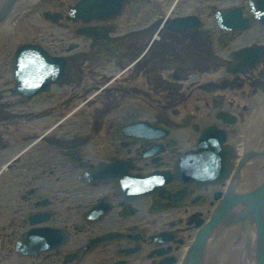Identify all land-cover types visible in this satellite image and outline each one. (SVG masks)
<instances>
[{"label":"flooded vegetation","instance_id":"1","mask_svg":"<svg viewBox=\"0 0 264 264\" xmlns=\"http://www.w3.org/2000/svg\"><path fill=\"white\" fill-rule=\"evenodd\" d=\"M83 1L33 0L31 4L19 10L15 17L10 18L8 25L0 26V80L4 78L5 83V87L0 89V119L1 116H6L3 119H7L9 124L16 128L18 123L22 122L20 117H34L30 121H35L32 123L35 124L34 130L26 133L20 142L15 141L16 145L12 144L11 140L0 138V179L7 180L9 176L7 173L2 175L5 168L9 169V173L22 170L24 174H19L18 177L23 176V179H39L38 175L43 174V169L30 170L35 165L27 163L38 155L43 157L50 154L51 171L58 173L55 180L42 182L41 178L30 187L27 184L28 189L22 195L18 189L25 185V181L9 186L18 191H9L8 194L14 193L13 196L18 197V192L19 197L26 196V199L21 200L22 203L18 207L20 212L13 210L16 215L3 214V211L6 213L14 207L10 201L0 204V264H7V258L9 264H182L195 239L197 224L210 216L216 197L223 188L213 184L198 187L196 183L186 184L176 178L165 186L167 193H146L130 196L128 200L125 198V192L120 191L122 185L118 181L104 179L93 183L81 179L87 169L84 168L85 164L96 166L101 161L128 160L132 163L128 170L133 175L148 174L159 169L172 171L179 156L196 149L202 132L210 126L222 125L221 128L233 132L231 139L235 140L237 131H243V125L240 124L242 122L235 126H225L226 122L219 116L223 112H234L243 104L249 106L246 102H237L235 97L230 98L231 94L228 93H234V90L217 92L198 88V85L203 83L191 79L196 72L182 66L171 71L173 60L165 59L162 52L158 56L150 53L154 57L149 58L153 61L150 63L146 62L147 60L137 61V57L153 43L156 45L153 47L154 51L159 45H172L174 49L181 50V56L189 54V47L194 46L183 44L181 40L184 35L192 32L186 30L179 36L171 28L176 26L177 18L184 17L185 27L194 26L189 30H194V33L203 30L204 39L212 38L208 46V61L214 59V56L222 61L230 60V54L234 51L245 47L264 46V22L254 20L244 29L222 27L218 20L222 9L230 12L242 8L244 18H252L250 0H170L169 3L157 0H128V3L120 5L115 12L109 11L110 17L107 19V13L98 14L93 18L85 15V11H78L77 7ZM32 18L39 23L43 22V18L53 25L50 36L57 43L60 40L63 44L57 45L58 48L53 47L41 37L31 35L35 29L39 30L30 20ZM26 19L27 21L23 22ZM16 27L19 32L26 34L20 36L13 32L16 36H9ZM91 27L105 29V35L103 33V37L97 38L86 33ZM66 42L68 44L65 45ZM22 43L40 46L51 58L64 60V63L60 61L62 68L59 74L62 77L51 80L48 89L34 96L18 94L15 91L17 80L11 70V60L15 46ZM3 63H6L7 69L3 67ZM98 64L100 67L113 64L116 70L102 75L106 71L100 70ZM95 65L97 72L89 69ZM223 66L228 68L225 64L214 65L212 70L208 67L206 75H228ZM85 70V77L90 74L95 76L81 90L63 98L60 106L66 110L57 114L50 126L48 124L51 121L43 125L38 124L42 117L49 115L46 110L51 109L46 105L38 106L42 107L40 110L36 107L38 101L41 104V97L50 94L46 91L53 90L55 85L64 88L68 84L82 85ZM141 71L145 74L157 71L160 74L157 77L166 76L172 79L162 81L167 83V89H170L164 95L166 100L163 99V104L159 105L166 107L169 115L163 116L162 110L156 106V112L159 114L155 113L154 118L147 114L138 115L140 117L135 120L128 119L117 126L114 119H104L98 113L92 128L98 131L83 130L82 133L81 129L85 124L80 120L75 122L81 113L78 112L74 117V111L95 105L99 97L112 96V91H120L117 93L122 94V91L129 90L122 81L126 78H137L136 73ZM263 73L264 56L256 66L250 84L248 82L250 87L244 94L235 93L241 97L257 95L255 100L250 102L255 109L264 103V89L254 84L256 80L264 81ZM100 76L102 80L99 82L96 79ZM144 76L149 83H153V78ZM246 79L243 76L242 84ZM102 81L106 83L103 84ZM192 84H195L194 88L187 92L186 88ZM182 88L184 90H181ZM196 91L209 95L197 97L196 103H191L192 94ZM68 102L72 104L68 105ZM187 103H191L190 106ZM182 104L189 107L182 108ZM143 108L145 109L144 106L141 107ZM185 111L187 114L181 118ZM64 114L70 115L65 121L62 120ZM145 122L171 132L170 137L156 139L160 140L158 143L163 149L154 152L150 157L144 152L154 144L152 137L137 136L128 129L133 124ZM100 123L101 125L97 126ZM65 126H69L66 129L71 130V134H61ZM76 127L79 128L80 134L73 132ZM115 131H118V137ZM95 132L102 133L103 142L106 144L92 142ZM113 134L116 135L117 143H114ZM71 142L74 146L67 149ZM235 142L236 146L242 145V141ZM69 150H72L71 154ZM239 154L240 149L237 148V158ZM3 182H0V193L5 183ZM12 182H9V185ZM183 191L181 197H176V194ZM19 197L15 202H20ZM103 201L109 207H96ZM90 211L93 213L89 214ZM42 213L48 214L47 219H38ZM4 215L6 217H2ZM46 227L63 231L65 241L58 248H27V253L20 251L25 247L17 248V241L27 231ZM110 234L115 235L108 236Z\"/></svg>","mask_w":264,"mask_h":264},{"label":"bare ground","instance_id":"2","mask_svg":"<svg viewBox=\"0 0 264 264\" xmlns=\"http://www.w3.org/2000/svg\"><path fill=\"white\" fill-rule=\"evenodd\" d=\"M32 1L33 0H13L3 17L0 18V26L8 25L10 18H13V16L15 17L19 10L24 9L27 5L31 4ZM126 3H128V0H84L82 4L77 7V10L81 12L85 11V15L93 18L98 14L107 13L105 16L107 19L110 17L109 11L115 12L120 5L123 6ZM250 6L252 8L253 17L248 19L244 18L242 8L230 12H225V10L222 9V13L218 18L222 27L228 29L241 27L244 29L252 24L254 20H258L260 23L264 22V0H250ZM176 23V26L171 28L172 31L177 32L179 36H182V33L186 30L194 33V30H189L194 26L185 27L184 17L177 18ZM105 31V29L99 30L98 28L91 27L86 33L100 38L103 37ZM192 33L184 35L181 40L183 44L194 46L193 48L191 46L189 47V54H186V56H181V50L178 51L174 49L175 47L172 45L167 47L159 45L154 51L153 47L156 45L153 43L146 50L142 51V54L137 57V61L147 60L146 62L148 63L153 62L149 60V58H154L150 53H154V56H158L160 52H162L165 54V59L170 58L173 60V65L170 66L171 71H173V69H178L179 66L195 71L196 74L191 77L192 81L203 83V85L199 83L200 85H198V88L205 90L211 89L217 92L234 90V94L238 92L244 94L247 88L250 87L249 84L253 79L256 66L264 56V46L245 47L239 51H234L230 54V60L222 61L221 58L214 56V59L208 61V46L212 38L204 39L205 31L203 30H200L198 33L195 32L196 34ZM201 35H203V37H201ZM202 39L204 40L202 41ZM13 52L11 70L13 75L16 76L17 84L15 86V91L18 94L34 96L48 89L50 80L62 77V75L59 74V70L62 68L60 67V61L64 63V60L60 58L59 61L58 59L51 58L40 46L22 43L16 45ZM42 54L45 57H43ZM222 64L228 66V68L223 66V69H227L226 72L228 75L222 74V77L210 76L212 78L207 79L208 76H206V73H208V67L212 70L214 69V65ZM22 71H25L23 75H21ZM122 74H124L123 71ZM262 75L264 76V73ZM243 76L247 78L244 84H242ZM167 80L169 81V78H167ZM254 84L264 89V81L256 80ZM194 86L195 84L188 86L186 88L187 92L193 89ZM164 88L166 89V87ZM168 89H170V87H168ZM249 111V106H244L243 104L240 109L234 112L230 111L228 113L223 112L219 114L220 118L226 122L225 126H235V124L242 122L240 124L243 125V131L234 132L236 133L234 139L242 141V145L236 146L235 140L231 139L233 132L221 128L222 125L210 126L202 132L196 149L186 151L179 156L180 158L177 159L172 167V171L169 169H159L148 174L133 175L129 173L128 168L132 166V163L128 160L117 162L101 161L96 166L86 163L84 168L87 169L81 179L93 183L101 182L104 179L118 181L122 185L120 191L125 192V198L128 200H130V196H140L146 193H167L165 186L169 181L176 178L180 179L182 183H196L198 187H203L207 184L220 185L223 191L220 192L218 196L216 195L215 207L207 220H203L197 224L195 239L188 248L186 256L182 261V264H184L202 228L212 220L239 167L248 158L264 156V103L258 105L251 116H248ZM186 114L187 111L180 117L184 118ZM67 117H70V115L64 114L62 120L65 121ZM128 129H131L134 135L152 137L151 139L154 140V144L144 152V154H148V157L152 156L154 152L163 149V146L158 143L160 140L157 141L156 139L170 137L171 133L162 128L150 126L147 122L133 124L128 127ZM73 146L74 143L71 142L66 148L70 149ZM241 146H243V148ZM237 148L240 149L238 158ZM69 153L71 154L72 150H69ZM182 193H184V191L176 194V197H181ZM100 206L105 207L108 206V204L103 201L96 207ZM92 213V211L89 212V214ZM47 216L48 214L42 213L38 219L45 220ZM32 219H36V217ZM113 235L115 234H110L108 236ZM64 241V234L60 229L49 227L33 228L27 231L22 238L17 241V248L20 249V246L25 247L20 249L22 253H27V248L34 250L45 248L55 249L63 244ZM37 253L38 251L33 254L35 255Z\"/></svg>","mask_w":264,"mask_h":264},{"label":"rangeland","instance_id":"3","mask_svg":"<svg viewBox=\"0 0 264 264\" xmlns=\"http://www.w3.org/2000/svg\"><path fill=\"white\" fill-rule=\"evenodd\" d=\"M157 1H161L163 3L164 2L169 3L170 0H157ZM205 17H207V16H205ZM56 19H58V18H56ZM30 20L33 23H35L37 27H39V30L35 29V32H33L31 35L34 34V35L41 37L43 40H46L48 45H53V47H57V45L63 44L62 41H60V40L57 43L50 36L49 33L52 31L53 25H51L50 23H47L46 20H44L43 18L41 19V20H43V22H41V23H39V21L34 19V18H32ZM26 21H27V19L24 20L23 22H26ZM13 32L18 33L20 36H22V34L23 35L26 34V32L25 33L19 32L17 30V27L11 32L10 35L8 33H6V34H8L9 36H16V34H14ZM66 44H68V42H66L65 45ZM79 44L81 45L80 41H79ZM5 64L6 63H3V67L5 69H7ZM99 64L97 66H99L100 70L106 71L102 75H105L107 73L110 74L116 70L115 66L113 64L108 65V66L102 65L103 67L102 66L100 67L101 64L100 65ZM97 66L95 65L94 67L89 68V69H92L93 71L97 72ZM86 70L84 71L83 77H85ZM133 74H135V73H133ZM144 75H148L151 78H153V81H152L153 83H149L147 81V77H145ZM157 75H160L157 71H149L146 74L142 73V71L137 72L136 76H135L137 78L132 79V80H127V78H126L124 81H122L124 83V86H126L127 88H130L129 90L122 91L123 92L122 94L117 93L120 91H117V92L112 91V94H113L112 96H109L107 98L106 97L105 98L99 97L98 102L95 105L87 107V108H81L79 110L76 109L74 111V113L72 114V116L75 117V115L78 112H80L81 114L79 115V118H77L75 120V122L80 120L82 123L85 124L84 128L81 129V132L83 130H86L84 132H93V131L97 132L98 131L96 129L92 130L94 119L98 115V113H99L100 117H102L104 119L106 117L111 118L112 120L114 119L117 126L120 123L127 121L128 119H130L129 121L135 120L136 118L140 117L138 115L147 114V116L154 118L155 113H156V115L159 114L158 112H156L157 111L156 106L159 107L160 110H162L163 116H165V117L168 116L169 110L166 107L159 106V105H162L163 102L166 100V98H164V95L167 94L166 89H167L168 85H167V83L162 82V81L167 79V77L166 76L157 77ZM94 76H95V74H90L87 77H85V80H84L82 85L68 84L65 86V88L63 86L55 85L53 90L46 91V92H50V94L48 93L47 97L46 96L43 98L41 97V99H40L41 104L38 101V105H36V107H38V106L44 107L46 105V106H49V108H51V109H47L46 112L49 113V115H47L45 118L42 117L41 120H39V122H37V123L43 125V124L49 123L51 121L48 124L50 126L55 121V117L57 116V114H60L66 110V109H62L60 106L61 103H63L62 101H64L63 98L67 97L68 95H70L73 92L81 90V88L84 87L87 82L91 81ZM109 76H111V75H109ZM206 76H208L207 79H209V78H212L210 76H215V75L211 74V75H206ZM101 77L102 76H100L96 80L100 82L102 80ZM169 80L172 81V79H169ZM102 82H103V84L106 83L104 81H102ZM4 84H5L4 78H2L0 80V89L2 87H5ZM107 84H110V83H107ZM112 84H114V83H112ZM120 85H122V83H120ZM164 87H166V89ZM181 90H184V88H182ZM181 92H183V91H181ZM228 94H231L230 98L235 97V99L234 98L233 99L236 100L237 102L241 101L243 103L244 102L248 103L249 109H250L248 116L252 115L255 108L252 107V104L250 102H251V100L254 101L255 97L257 95H249V96H245V97L242 96L241 97L238 94H234L233 92L228 93ZM192 95H193L192 99H190L191 103H196L197 97H203V96L206 97L207 95H209V93H205L203 91H196ZM163 99H164V101H163ZM191 103H187V104L190 106ZM64 104H66V103L64 102ZM70 104H72V103L68 102V105H70ZM142 106L145 107L147 112H145L144 108L141 109ZM42 107H38L37 110H40ZM181 107L182 108H188V107H184L183 104L181 105ZM54 108H56L57 110H55ZM237 108H239V107H237ZM135 114L137 116H135ZM1 118L2 119H0V138L4 137L7 140H11L12 144H14L15 141L20 142L21 138H23V136H25L26 133L30 132V130H31V132L34 130L35 124H32V123L35 121H30V119L33 120L34 117L29 118V119H26L25 117H20L22 122H19L18 125L16 124L18 128H16V126H13V124H11V123L9 124L7 119H3V118H6V116H1ZM99 125H101V123L98 124L97 126H99ZM78 126H82V125L78 124ZM67 127H69V126H65L63 131L61 130V134H69V133L71 134L72 133L71 130L68 131L66 129ZM73 132L80 134V130L77 127L73 130ZM84 132H82V133H84ZM115 133L118 137L119 136L118 131H115ZM101 134L102 133H100V132L94 134L92 137V142L93 143L95 142L96 144H100V143L106 144V142H103ZM116 135L113 134L114 143H117ZM14 145H16V144H14ZM50 158H51V156L49 154L48 156H43V157H40V155H38L37 157H34L31 160H28L27 163L35 165V167L31 168L30 170H37L38 168H39V170L43 169V174L41 173L42 174V176H41V174L39 173L38 176H40V177H39V179L37 178L38 180L31 178V177H25V179H23V176L18 177L19 174H24L22 170L12 171L11 173H9V169H7V168L2 170V175L7 173V174H9V176H8L7 180L2 179V178L0 179V182H1V180L5 182V183L3 182L4 185H3L2 191L0 193V204L1 203L5 204V203H8V201H10L12 203V205L14 206L13 208H11L6 213H5V211H3V214L16 215L17 213L13 210H17V212H20V208H18V207H20V204L22 203L21 200L26 199V196H22V198H21V195L23 194L24 191H26L28 189V188H26L27 184H28V187H30L34 183L36 184L37 181H39L41 178H42V182H46L47 180H55L58 173L56 171H51L52 167L50 168V164H49ZM19 181H25V185L23 187L20 186V188L18 189L19 192L21 193L20 197H19V193L18 192L16 193L19 197V200H20V202L17 203V202H15V200L18 197H14L13 196L14 193H12V194H8V193H9V191L12 192L13 190H17V189H13V187H11L12 188L11 189L9 186H13V183L19 182ZM9 182H12V183L9 185ZM7 186H8V188H7ZM0 187H2V186H0ZM4 188L6 190H4ZM2 217H6V215H4ZM6 261H7V264L10 263L8 258Z\"/></svg>","mask_w":264,"mask_h":264},{"label":"water","instance_id":"4","mask_svg":"<svg viewBox=\"0 0 264 264\" xmlns=\"http://www.w3.org/2000/svg\"><path fill=\"white\" fill-rule=\"evenodd\" d=\"M12 2L0 0V18ZM184 264H264V156L239 167Z\"/></svg>","mask_w":264,"mask_h":264}]
</instances>
